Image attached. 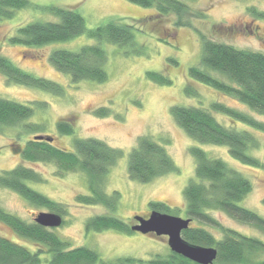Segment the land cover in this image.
Here are the masks:
<instances>
[{"label": "rangeland", "instance_id": "374dc122", "mask_svg": "<svg viewBox=\"0 0 264 264\" xmlns=\"http://www.w3.org/2000/svg\"><path fill=\"white\" fill-rule=\"evenodd\" d=\"M31 6L16 10L10 19L0 22V55L8 58L20 69L61 86L55 94L39 88L12 84L0 74V98L30 105L33 114L26 123L40 128L35 134L24 133L20 127L0 130V173L21 164L39 173L44 182L28 183L34 190L61 204L67 210L63 224L50 228L70 248L87 247L103 259L130 256L142 260L157 255L164 256L170 250L167 237L153 234H125L115 230L86 232L85 222L96 216L109 214L132 226L135 216L147 217L150 202H162L176 213L168 214L186 219L182 190L194 175V159L189 153L191 146H198L209 156L220 158L240 172L251 183V191L239 203L264 218V168L243 165L232 159L223 146L198 144L191 140L172 118L169 110L174 105L208 108L212 102H220L251 115L264 123L259 115L236 99L189 78L188 69L201 68V38L231 45L240 50L264 53V0H179L188 11L162 15L155 8H143L126 0H29ZM37 6V7H36ZM45 6L68 8L79 13L88 29H94L109 20L121 21L134 27V40L140 53L123 54L125 48L102 43L106 52V81L102 83L79 81L54 69L48 56L56 49L76 51L96 41L81 35L68 42H58L41 47L13 45L9 39L18 28L33 22H51L57 19L41 9ZM254 10L256 14L251 13ZM200 15V16H198ZM180 25H176V24ZM175 62V63H174ZM155 72L169 78L171 84L160 85L146 77ZM229 83L225 77L212 73ZM189 85L197 90L199 97L186 96L184 88ZM105 109L104 116H97L98 109ZM224 126L246 128L253 133L260 147L249 152L264 165V132L248 128L229 118L213 113ZM67 121L74 131L61 135L56 123ZM33 136H47L53 146L71 150L76 138H95L113 149L122 151V156L109 169L104 190L109 196L119 193L115 211L101 205L86 206L75 202L81 194H88L86 178L81 173L58 176L56 167L45 162L23 161L15 153L24 141ZM150 137L163 145L176 167L175 172L163 174L149 183H140L129 178L127 154L136 146L138 139ZM0 207L29 223L39 213L50 212L28 204L17 193L0 187ZM210 216L219 227L264 241V235L251 226L239 223L222 212L213 211ZM220 239L222 232L196 222ZM0 237L8 239L29 251L41 248L38 244L19 237L11 228L0 223ZM49 255H43L41 264H47Z\"/></svg>", "mask_w": 264, "mask_h": 264}, {"label": "trees", "instance_id": "16d2710c", "mask_svg": "<svg viewBox=\"0 0 264 264\" xmlns=\"http://www.w3.org/2000/svg\"><path fill=\"white\" fill-rule=\"evenodd\" d=\"M126 1L143 8H155L162 15L188 11L187 6L179 0ZM30 6L29 0H0V22L10 19L16 10ZM41 9L57 20L33 22L22 26L9 42L25 47H41L68 42L81 35L96 41V44L82 46L76 51L56 49L50 52V65L59 73L69 76L73 83L106 81V52L101 46L102 43L125 48V55L142 52V48L138 47L134 40L135 29L131 25L111 19L94 29H88L84 18L76 11L56 6H45ZM250 11L257 15L254 10ZM201 42V68L190 67L189 78L236 99L259 115H264V53L240 50L204 37ZM212 73L225 77L229 83ZM0 74L12 84L39 88L55 94L62 91L60 85L20 69L2 55ZM146 77L160 85L171 84L169 78L159 73L147 72ZM184 94L199 97L197 90L189 85L185 86ZM169 112L178 127L191 140L198 144L226 147L228 155L239 163L264 168L259 159L249 154L260 147L256 136L246 128L222 125L213 113L260 132H264L263 122L220 102H212L208 108L174 105L170 107ZM95 113L97 116H104L107 112L101 108ZM32 114L30 105L0 98V130L20 127L22 132L35 134L40 128L26 123ZM56 130L59 134L68 136L73 134L74 128L67 121H59L56 123ZM37 137L33 136L24 141L21 148H15V153L23 161L53 164L58 176L67 173L84 174L88 194L76 196L75 202L86 206L101 205L110 212L115 211L119 193L114 191L108 196L104 186L109 168L122 156V151L113 149L95 138L73 139L71 150H62L53 146L49 137L41 136V140ZM189 153L194 159L195 167L193 177L182 190L186 219L191 220L190 224L196 222L218 228L222 237L218 239L203 227L189 225L188 229L182 231V238L193 245L214 248L216 258L213 264H264V241L221 228L210 216L213 211L222 212L264 235V218L239 205L251 191L250 181L225 161L209 156L198 146H191ZM175 171L176 167L163 145L150 137L138 139L136 146L127 154V173L133 181L149 183L163 174ZM42 182L44 181L39 173L21 164L0 173L1 188L17 193L32 206L47 209L61 217L65 216L67 210L64 206L28 185ZM261 202L264 206V198ZM149 208L151 211L165 214L176 213L162 202H150ZM0 223L11 228L19 237L41 246L35 251H29L0 237V264H41L44 254L49 255L47 264H196L171 251L164 256L157 255L148 260L130 256L103 259L90 248H70L69 243L60 239L52 229L44 228L34 221L27 223L1 207ZM84 227L86 232L111 229L125 234L135 233L126 222L109 214L87 219Z\"/></svg>", "mask_w": 264, "mask_h": 264}, {"label": "water", "instance_id": "95a60500", "mask_svg": "<svg viewBox=\"0 0 264 264\" xmlns=\"http://www.w3.org/2000/svg\"><path fill=\"white\" fill-rule=\"evenodd\" d=\"M41 138V136L37 137L38 140H41ZM134 219L137 223L130 226L131 231L143 235L165 236L167 237V246L171 252L196 264H213L216 258L214 248L193 245L182 238L181 233L189 228L190 219L156 211H151L146 218L135 216ZM33 221L44 228L50 229L60 226L62 217L51 212H41Z\"/></svg>", "mask_w": 264, "mask_h": 264}, {"label": "flooded vegetation", "instance_id": "af4514ba", "mask_svg": "<svg viewBox=\"0 0 264 264\" xmlns=\"http://www.w3.org/2000/svg\"><path fill=\"white\" fill-rule=\"evenodd\" d=\"M148 216V215H147ZM145 218H146V216H145Z\"/></svg>", "mask_w": 264, "mask_h": 264}]
</instances>
